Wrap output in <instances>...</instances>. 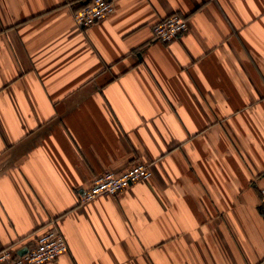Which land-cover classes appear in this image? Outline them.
Masks as SVG:
<instances>
[{
	"label": "crops",
	"instance_id": "1",
	"mask_svg": "<svg viewBox=\"0 0 264 264\" xmlns=\"http://www.w3.org/2000/svg\"><path fill=\"white\" fill-rule=\"evenodd\" d=\"M87 2L0 0V250L55 224L46 264L262 263L264 0H120L84 29ZM174 13L189 30L154 39Z\"/></svg>",
	"mask_w": 264,
	"mask_h": 264
},
{
	"label": "built area",
	"instance_id": "2",
	"mask_svg": "<svg viewBox=\"0 0 264 264\" xmlns=\"http://www.w3.org/2000/svg\"><path fill=\"white\" fill-rule=\"evenodd\" d=\"M119 1L88 0L84 6L74 11L73 20L84 29L91 27L113 14ZM188 28H190L189 20L178 13H174L156 23L152 30L154 39L167 43L186 33ZM152 174L151 165L142 162H136L122 172L106 171L95 176L91 187L84 190L82 201L86 203L101 196H116L133 183L149 180L153 176ZM261 194L264 209V188ZM68 249L67 240L57 226L53 224L48 230L37 235L35 243L23 255L9 248L0 250V262L7 264H46L65 254ZM260 264H264V261Z\"/></svg>",
	"mask_w": 264,
	"mask_h": 264
},
{
	"label": "water",
	"instance_id": "3",
	"mask_svg": "<svg viewBox=\"0 0 264 264\" xmlns=\"http://www.w3.org/2000/svg\"><path fill=\"white\" fill-rule=\"evenodd\" d=\"M26 252H27V249L24 250V251H21L20 254L23 255V254H25Z\"/></svg>",
	"mask_w": 264,
	"mask_h": 264
}]
</instances>
